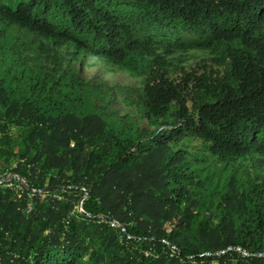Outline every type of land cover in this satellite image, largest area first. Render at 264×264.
<instances>
[{
	"label": "trees",
	"instance_id": "1",
	"mask_svg": "<svg viewBox=\"0 0 264 264\" xmlns=\"http://www.w3.org/2000/svg\"><path fill=\"white\" fill-rule=\"evenodd\" d=\"M49 44L145 77L120 91L155 130L31 58ZM195 49L224 53H159ZM0 136L29 181L0 184V264H264V0H0Z\"/></svg>",
	"mask_w": 264,
	"mask_h": 264
},
{
	"label": "rangeland",
	"instance_id": "2",
	"mask_svg": "<svg viewBox=\"0 0 264 264\" xmlns=\"http://www.w3.org/2000/svg\"><path fill=\"white\" fill-rule=\"evenodd\" d=\"M190 38V37H188ZM74 52L73 45H66L62 49L56 50L52 45H48L47 49L42 52L39 57H31L35 62L39 63L48 71L55 68L56 62L59 66H70L75 73L85 82H91L96 86L107 87L113 90L112 99L109 111L116 115L123 117L127 122L135 125L140 129L155 130V127L148 123L143 115L138 111L135 103L131 100L128 94L120 90L125 87L139 88L142 87L145 77H134L126 71L121 70L114 64L109 63L102 58H85L81 57L77 62L70 63V54ZM159 53L169 63L171 69L179 68L182 66H192L213 57H223L224 49L220 52L213 53L205 50H187V51H174L170 54L160 50ZM12 143L11 147L14 152H19L23 145L21 143V130L19 128H12L11 130ZM8 145L5 140L0 136V184H8L10 180L16 186L25 183L29 187V181L14 174L10 170H5L6 156L3 153ZM184 149L192 152L199 157H206L207 153L200 147H193L191 145H184ZM256 159L259 157L255 156ZM264 160V158H263ZM237 165L242 168L245 176L252 177L256 182L262 183L263 179L260 171L253 168L251 161L239 160ZM10 169V168H9ZM9 180V181H8ZM85 197H87L85 195ZM84 197V198H85ZM81 211V207L78 208Z\"/></svg>",
	"mask_w": 264,
	"mask_h": 264
},
{
	"label": "built area",
	"instance_id": "3",
	"mask_svg": "<svg viewBox=\"0 0 264 264\" xmlns=\"http://www.w3.org/2000/svg\"><path fill=\"white\" fill-rule=\"evenodd\" d=\"M8 181H9V180H8ZM7 186H8V187H14V184L12 183V180H10V182H8ZM18 187H19V188H22V187H26V188H28V186H27L25 183H23V184H19ZM29 209H30V211L32 210L31 207H30ZM81 211H83L82 208H81Z\"/></svg>",
	"mask_w": 264,
	"mask_h": 264
}]
</instances>
